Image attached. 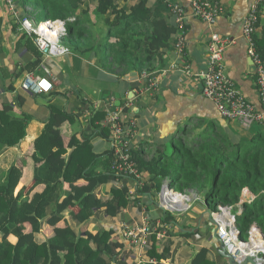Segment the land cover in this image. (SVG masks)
<instances>
[{
	"label": "crops",
	"instance_id": "0c3cea01",
	"mask_svg": "<svg viewBox=\"0 0 264 264\" xmlns=\"http://www.w3.org/2000/svg\"><path fill=\"white\" fill-rule=\"evenodd\" d=\"M113 1L119 8L127 9L125 0ZM218 1L223 13L213 26H209L193 16L192 0H147L148 7L155 11V15L169 23L176 22L172 7H180L185 29L182 52H178L177 37L173 35L164 52V66L148 73L150 79L157 80L154 89L143 73L130 72L119 77L109 72L103 65L107 55L105 49L81 53L63 43V46L70 48L68 55L51 57L45 63L51 72L47 78L52 82L53 90L49 94L36 95L23 89L22 82L26 75H45L41 69L43 55L34 44L33 37L25 34L18 23L23 16L21 6L17 5L19 18L15 19L8 14L4 0H0V110L9 106L14 117L27 118L25 138L14 148L0 149V179L6 178L5 173L11 167L21 172L14 195L23 189L22 195L31 200L44 190L42 185H38L27 192L34 184L35 169L40 166V162L33 160L34 143L49 122L51 109L72 116L71 121H64L52 131L61 133L65 146L72 137L81 139L82 132L91 136L93 151L99 157L93 165L96 174L106 173L104 169L111 144L110 140L93 131L90 125L93 113L99 110L105 113L113 104L115 108L123 109L125 123L132 129L131 152H136L140 158L141 182L116 174L109 176L107 182L96 190L98 199L117 205L118 198L111 197V190L126 188L125 205L115 208L113 215L107 213L106 208H94L92 216L83 225L72 219L79 208L69 207L62 214L63 220L57 224L59 229L70 227L75 235H81L85 230L93 233L112 231L110 243L114 246H111V264H229L219 253L214 221L216 211L205 201H191V207L181 212L162 209L159 203L160 189L152 188L154 183L149 182V179H153L152 175L145 168L155 157L156 150L160 147L166 149V145L172 144L176 136H183V143L188 141L192 127L198 122L205 126L217 124L231 137L245 142L264 131V121L243 129L235 122L222 119L212 101L202 94L203 75L207 71V45L210 35L216 33L231 40L224 51L226 77L257 112L262 111L255 67L248 57L247 43L242 34L243 21L252 3L257 0ZM88 21L94 23L96 19L91 16ZM97 23L100 34L95 33L96 28L91 30L94 36L102 39V25ZM254 37L256 46L262 48L264 2ZM103 120L98 123L102 128ZM73 150L74 147H67L68 153ZM86 184L85 180L76 183L78 186ZM146 186H149L148 191H145ZM250 200L253 198L242 199L244 202ZM52 210L41 211L42 218L37 220L38 223H33L35 218L24 223V233L31 232L33 228L35 230V224H38V232L34 234L37 244L47 242L53 235V228L46 224ZM165 215L169 216L167 222L163 221ZM145 228L152 231L164 228L163 239L156 240L155 235L148 236V244L145 245L143 241L135 243L127 235L128 231ZM7 241L15 245L17 238L11 234ZM202 252L206 257H201ZM152 253L156 257L151 256ZM50 261L49 257L48 264Z\"/></svg>",
	"mask_w": 264,
	"mask_h": 264
},
{
	"label": "trees",
	"instance_id": "16d2710c",
	"mask_svg": "<svg viewBox=\"0 0 264 264\" xmlns=\"http://www.w3.org/2000/svg\"><path fill=\"white\" fill-rule=\"evenodd\" d=\"M31 1L15 2L21 6L23 18L34 23L36 19L62 22L66 29L63 37H68L71 49L81 53L105 49L107 55L103 65L119 77L130 72L148 74L163 67L165 49L177 31L176 23L156 16L147 0H125L127 9L119 8L113 0ZM261 7L262 4L259 12ZM91 16L96 19L94 23L88 21ZM97 22L102 25V39L94 36L100 34ZM257 48L264 61V46ZM104 115L101 110L94 112L90 125L99 136L110 140L108 129L98 124ZM71 117L51 109L49 122L35 140L33 160L40 162V166L35 169L34 184L27 192L42 185V193L35 194L31 200L22 195L23 189L14 195L21 177L15 167L5 173V179H0V264H48L49 257L50 264L112 262V231L93 233L85 230L81 235H75L68 226L57 228L63 220V212L69 207L79 208L72 219L83 225L92 216L94 208H106L107 213L113 215L114 209L123 207L127 201L126 188L111 190V197L118 198L117 205L96 197L98 187L105 184L109 176L117 174L112 169L115 159L112 149L107 154L106 173L96 174L93 165L99 157L93 151L91 136L82 132L81 139L72 137L65 146L61 133H52L54 127L71 121ZM26 119L14 117L9 106L0 110V149L14 148L25 138ZM182 138L176 136L172 141V154L160 147L147 167L143 163L152 175L153 179H149L154 183L152 188L159 190L162 182L168 179L176 192L195 191L215 211L219 206L228 207L236 217L243 240L253 225L261 229L264 236V131L245 142L231 137L217 124L205 126L198 122L192 127L189 140L183 143ZM67 147H74V150L68 153ZM132 159L140 172L141 162L136 152L132 151ZM78 180H85L87 184L78 186ZM148 190L149 186H146L145 191ZM243 197L253 200L245 201L242 206ZM49 210L52 211L46 224L53 228V235L47 242L37 244L34 241V234L38 232L37 220L42 218L41 211ZM31 218L36 219L33 223L37 222L35 230L24 233V223ZM168 220L169 216L165 215L163 221ZM11 234L17 238L15 245L7 241ZM200 255L206 257L204 252ZM151 256L155 255L152 253Z\"/></svg>",
	"mask_w": 264,
	"mask_h": 264
},
{
	"label": "built area",
	"instance_id": "2783aa9c",
	"mask_svg": "<svg viewBox=\"0 0 264 264\" xmlns=\"http://www.w3.org/2000/svg\"><path fill=\"white\" fill-rule=\"evenodd\" d=\"M15 2L16 0H4L8 14L18 19L19 11ZM263 2L264 0H257L252 3L243 21L242 29L243 37L247 43V54L256 71V87L261 100V112L255 110L253 104L235 88L225 75L224 51L231 43V40L213 33L210 35L207 45V71L203 75L202 94L205 98L212 101L222 119L235 122L243 129H249L255 123L264 121V61L259 55L254 37L257 29L259 8ZM191 7L193 16L209 26H213L217 17L223 13V8L218 0H192ZM172 12L176 17L177 31L174 34L177 37L176 47L178 52L181 53L185 35L183 12L178 6H173ZM18 23L25 34L33 37L34 44L43 55L41 69L45 74L42 77L26 75L22 82V87L36 95L49 94L53 90V85L47 78L51 75V72L45 63L51 57L68 55V48L59 42V39L65 34V26L62 22H39L36 24L27 17L22 18ZM143 77L148 79L152 89L157 86L155 78L150 79L145 72ZM124 115L122 108H115L112 104L105 110L102 126L110 132V144L115 158L112 169L118 175L139 183L141 182L140 172L136 162L132 159L131 152L132 129L125 123ZM189 194L192 198L189 197ZM191 201L202 202L204 197L192 190H189L187 194L176 192L171 187L168 179L162 182L159 191V203L162 209L181 212L191 207ZM214 221L217 225V238L233 260L240 261L247 256L256 258L259 253L264 254L263 250L257 248L259 241L264 242V236L256 225L248 229L247 239L243 240L236 226V217L231 214L228 207L219 206L214 213ZM164 234V228H156L154 231L149 228L135 229L127 232V235L135 243L143 241L145 245L148 244V236L155 235L156 240H161ZM140 236L143 237L141 238ZM253 249H256L255 252H253Z\"/></svg>",
	"mask_w": 264,
	"mask_h": 264
},
{
	"label": "water",
	"instance_id": "95a60500",
	"mask_svg": "<svg viewBox=\"0 0 264 264\" xmlns=\"http://www.w3.org/2000/svg\"><path fill=\"white\" fill-rule=\"evenodd\" d=\"M244 204H245V202L242 201L241 205L243 206ZM216 238H217V233H216ZM217 240H218V238H217ZM218 242H219V253L222 257H224L225 259L228 260L229 264H264V254H262V253H259V255L256 258L247 256V257L242 258L240 261H235V260H233V258H231L227 254L224 246L220 243L219 240H218Z\"/></svg>",
	"mask_w": 264,
	"mask_h": 264
},
{
	"label": "rangeland",
	"instance_id": "374dc122",
	"mask_svg": "<svg viewBox=\"0 0 264 264\" xmlns=\"http://www.w3.org/2000/svg\"><path fill=\"white\" fill-rule=\"evenodd\" d=\"M31 2H34V0H32ZM41 21V19H36V24L37 23H39ZM59 42H60V44H62L63 45V43H65L66 45H68L69 46V39H68V37H62V38H60L59 39ZM70 47V46H69ZM165 152L166 153H169V154H172V152H173V146H172V144H170V143H168L167 145H166V149H165ZM195 192V191H194ZM201 195V194H200ZM189 197L190 198H192V196L189 194ZM204 202V201H203ZM212 207V206H211Z\"/></svg>",
	"mask_w": 264,
	"mask_h": 264
},
{
	"label": "bare ground",
	"instance_id": "6f19581e",
	"mask_svg": "<svg viewBox=\"0 0 264 264\" xmlns=\"http://www.w3.org/2000/svg\"><path fill=\"white\" fill-rule=\"evenodd\" d=\"M264 242L262 241H259L258 245H257V248H259L260 250H263L264 251Z\"/></svg>",
	"mask_w": 264,
	"mask_h": 264
}]
</instances>
